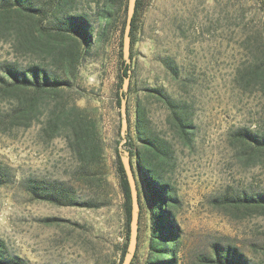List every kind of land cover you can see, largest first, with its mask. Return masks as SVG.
Returning a JSON list of instances; mask_svg holds the SVG:
<instances>
[{"label": "rangeland", "instance_id": "obj_1", "mask_svg": "<svg viewBox=\"0 0 264 264\" xmlns=\"http://www.w3.org/2000/svg\"><path fill=\"white\" fill-rule=\"evenodd\" d=\"M103 1L76 0L71 8L87 12L97 25ZM125 3L100 48L77 63L72 88L56 99L47 98L29 126L8 122L12 102L0 92V164L8 166L14 177L0 186L2 258H19L23 264L121 263L127 227L116 162L121 141L117 74ZM263 20L261 0H141L139 4L128 113L134 136L139 101L153 130L174 149L166 178L178 200L177 264H212L208 260L214 247L234 248L250 264H264V209L243 201L264 192V154L236 139L239 129L264 137V93L239 75L260 50ZM40 53L44 52L21 49L13 35L0 36V64L40 63L52 71V56L49 68L48 57ZM153 89L188 106L194 126L188 138L175 131L168 108L152 95ZM73 100L95 122L102 139L103 156L90 179L72 152L67 125L61 122L54 136L48 127L51 113L59 112L56 103L65 121ZM29 177L62 183L77 203L32 197L23 184ZM148 237L149 212L142 193L132 264H144Z\"/></svg>", "mask_w": 264, "mask_h": 264}, {"label": "trees", "instance_id": "obj_2", "mask_svg": "<svg viewBox=\"0 0 264 264\" xmlns=\"http://www.w3.org/2000/svg\"><path fill=\"white\" fill-rule=\"evenodd\" d=\"M74 1L76 0H54L50 4L48 0V5H39L34 0H0V36L13 35L15 44L21 49L29 52L38 50L44 52L40 54L42 57H48L49 68L50 55L53 58L52 71L40 63H28L24 66L10 62L0 64V92L12 102L8 117L10 124L29 126L31 120L44 107L47 98L56 99L61 93L72 88L77 63L93 48H100L102 42L111 34L118 18V11L125 0H104L95 19L97 25L93 23L94 19L87 12L72 11ZM140 2L141 0H136L131 21L130 62L126 63L123 60L122 53L118 62L119 91L123 78L130 72V83L126 93L128 130L124 146L129 152L137 182L140 214L142 193L149 212L148 253L144 264H177L180 232L175 221L174 208L178 200L166 178L168 165H171L174 157V149L169 140L159 136L153 130L139 101L136 102L135 107L134 136L131 133L128 113L133 63L132 46L135 41L136 16ZM261 2L264 5L262 0ZM126 7L127 0L124 4L125 10ZM125 18L122 20V29H124ZM259 35L260 50L244 69H240L239 75L246 83L253 82L259 85L261 92L264 93V20L261 22ZM119 91L117 92L118 105H120ZM152 92V95L168 108L175 131L188 138L194 127L189 117L188 106L178 103L159 89H153ZM57 108L59 112L53 111L48 118V127L52 130L51 136L58 133L61 122L67 125V139L72 152L78 159L82 174L90 179L94 164L103 156L102 139L96 124L86 117L84 108L76 105L74 100L70 105L72 112L67 115L65 121H62L63 109L59 103H56ZM236 139L248 144L253 151L264 154L263 136L248 129H239L236 132ZM116 162L120 189L124 196L128 239L130 192L118 153ZM13 178L10 168L0 164V186ZM23 184L24 189L37 199L59 204L77 203L70 190L58 181L50 182L43 178L29 177ZM243 201L247 206L254 205L256 208L264 209V192L244 198ZM1 249H3L2 245H0V252H2ZM208 261L212 264H250L234 248L220 250L214 247V255ZM0 264L23 263L19 258H2L0 254Z\"/></svg>", "mask_w": 264, "mask_h": 264}, {"label": "water", "instance_id": "obj_3", "mask_svg": "<svg viewBox=\"0 0 264 264\" xmlns=\"http://www.w3.org/2000/svg\"><path fill=\"white\" fill-rule=\"evenodd\" d=\"M262 1L264 2V0ZM135 5H136V0H127L126 18L123 29V37H122V58L126 63L130 62V46H131L130 30H131L132 17L135 11ZM129 83H130V72H128V76H125L123 78L121 88L119 91L120 93L119 134L121 137V141L118 143V154L120 157V161L126 176V180L130 192V219H129L128 239H127L126 250L120 264H130L135 255L138 244V227H139V216H140V203L138 198L137 182L130 163L129 152L124 146L126 140V134L128 130L126 93L128 92Z\"/></svg>", "mask_w": 264, "mask_h": 264}]
</instances>
